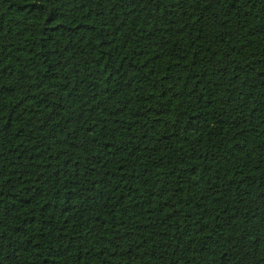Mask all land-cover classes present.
Here are the masks:
<instances>
[{
	"label": "trees",
	"instance_id": "1",
	"mask_svg": "<svg viewBox=\"0 0 264 264\" xmlns=\"http://www.w3.org/2000/svg\"><path fill=\"white\" fill-rule=\"evenodd\" d=\"M0 264H264V0H0Z\"/></svg>",
	"mask_w": 264,
	"mask_h": 264
}]
</instances>
